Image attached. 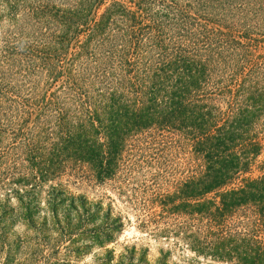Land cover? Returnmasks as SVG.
I'll return each mask as SVG.
<instances>
[{
    "label": "trees",
    "instance_id": "1",
    "mask_svg": "<svg viewBox=\"0 0 264 264\" xmlns=\"http://www.w3.org/2000/svg\"><path fill=\"white\" fill-rule=\"evenodd\" d=\"M104 1L44 0L25 10L40 40L26 45L38 59L32 65L43 63L51 73L47 64L85 34L78 47L100 66L96 81L67 86L62 99L51 92L43 103L0 104V138L7 134L12 149L0 164V182L16 186L10 190L23 208L18 216L31 224L40 188L53 180L44 189L49 215L32 226L59 231L77 255L109 240L120 216L61 189L55 179L84 175L121 193L142 171V180L128 188L144 212L141 226L153 224L155 232L181 238L211 261L264 264L261 33L225 24L218 5L226 0H199L205 13L192 16L202 19L196 23L172 0H154L163 10L151 17V0H136V9L110 0L97 13ZM6 5L12 13L16 0ZM31 104L38 110L32 119ZM22 242L7 245L2 264ZM105 253L108 264L112 251Z\"/></svg>",
    "mask_w": 264,
    "mask_h": 264
},
{
    "label": "rangeland",
    "instance_id": "2",
    "mask_svg": "<svg viewBox=\"0 0 264 264\" xmlns=\"http://www.w3.org/2000/svg\"><path fill=\"white\" fill-rule=\"evenodd\" d=\"M15 1V0H7ZM44 0H16L15 11L10 13L6 0H0V104L14 106L15 101H28L43 103L49 98L51 92H55L56 99H62L66 87L72 85L87 86L96 81L95 74L99 71L97 60L89 55L88 51L83 52L78 44L84 40L85 34L78 36L80 40L68 43L63 52L58 55V60H52L48 72L45 64L32 65L38 59L27 54L26 45L34 43L40 45L36 34V27L32 18L24 15L26 8L33 3ZM131 9H136V0H120ZM165 1V0H164ZM110 0H106L98 8L97 13L108 5ZM169 2V1H165ZM199 0H172L169 4L182 9L187 15L188 23L201 21L200 15L204 14V4H197ZM221 15L219 16L225 24H230L237 28L239 24L249 25L257 28L258 37L262 36L264 43V1L263 0H226L219 3ZM151 13L158 11L160 2L151 0L147 5ZM260 7H263L260 9ZM163 10V9H162ZM152 11V12H151ZM255 11V12H254ZM196 14V15H195ZM245 14V15H244ZM219 15V14H218ZM244 15V16H243ZM147 21V19H145ZM194 26V25H193ZM254 30V31H255ZM4 41L7 46H4ZM13 43V44H10ZM13 46V47H12ZM99 63V62H98ZM96 86V85H94ZM32 113L31 119L38 112L36 106L31 104L29 108ZM31 121L26 123L29 126ZM26 127H24V130ZM10 138L4 134L0 138V164L7 161L9 151L12 149L7 145ZM7 153L4 156V152ZM9 154V155H7ZM7 157V158H6ZM3 166H0L2 172ZM142 171L134 173L128 184L122 188L123 192L118 193L117 187L109 181L97 182L90 177L78 174H62L55 180L61 189L71 194L84 196L91 202L99 201L105 207H111V214L120 216V228L113 232L112 237L106 240L103 245L90 244L89 247L79 254L72 256L67 249L68 241L59 231L51 228L39 230L33 228L32 224L39 227L38 223L43 216L49 215V210L45 206V191L47 184H54L53 180H48L40 188L38 207L32 213L31 224L20 219V212L23 208L20 202L12 194L13 184L0 182V227L4 244L0 246V264L4 259L7 245L12 244L17 238L22 239V243L13 249L12 261L8 264H103L106 249L112 251L108 264H158L163 257L166 264H229L218 261H211L208 258L196 256L189 250L181 238L177 236L164 235L155 232L153 224L141 226L140 221L144 212L139 205L129 199L131 185H137L142 180ZM147 178V176H146ZM160 179H158L159 181ZM1 181V180H0ZM138 182V183H137ZM150 180H146L148 184ZM161 186L165 187L164 182ZM28 202V197H23ZM153 209V208H150ZM99 224V220L89 224L90 227ZM80 241L76 243L79 245ZM133 246V250L130 248ZM131 257H129V255ZM140 257V259H139ZM142 257V258H141ZM55 264V263H51Z\"/></svg>",
    "mask_w": 264,
    "mask_h": 264
}]
</instances>
